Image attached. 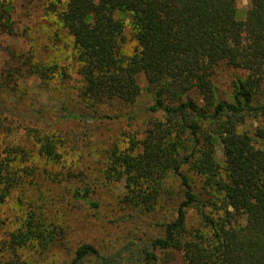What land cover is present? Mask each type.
<instances>
[{
    "label": "trees",
    "instance_id": "trees-1",
    "mask_svg": "<svg viewBox=\"0 0 264 264\" xmlns=\"http://www.w3.org/2000/svg\"><path fill=\"white\" fill-rule=\"evenodd\" d=\"M251 4L239 19L236 0H68L59 18L77 49L81 97L92 105L133 104L142 75L153 99L147 110L162 114L149 118L140 138L129 136L127 147H113L105 178H124V204L169 206L172 216L162 237L127 243L120 259L83 243L68 264H158L156 251L169 249L184 264H264V0ZM116 12L131 16L136 47L129 56L120 52L124 22ZM220 64L246 73L232 81L228 100L216 91ZM250 120L258 122L252 129ZM39 151L57 156L48 138ZM14 175L0 157V203L20 178ZM75 194L98 207L89 188ZM188 208L199 227H187ZM40 225L29 215L7 248L43 236Z\"/></svg>",
    "mask_w": 264,
    "mask_h": 264
},
{
    "label": "rangeland",
    "instance_id": "rangeland-1",
    "mask_svg": "<svg viewBox=\"0 0 264 264\" xmlns=\"http://www.w3.org/2000/svg\"><path fill=\"white\" fill-rule=\"evenodd\" d=\"M0 1V157L10 160L15 177L20 175L0 203V264H68L83 243L101 257L120 259L127 243L142 245L162 237V224L172 218L169 206L144 211L126 205L124 178H105L113 147L124 149L134 132L142 136L149 118L162 117L147 110L153 99L145 78H138L141 93L133 104H90L81 97L73 37L59 18L68 0ZM251 5V0H236L237 17L244 19ZM115 17L124 22L120 52L129 56L136 47L131 16L116 12ZM245 75L220 64L214 79L219 97L228 100L232 81ZM257 123L250 120L246 126L252 129ZM45 138L54 141L56 157L41 155ZM216 157L222 159L219 145ZM83 187L89 188L96 209L75 194ZM206 212L219 213L215 208ZM29 215L43 225V236L8 249L10 234ZM186 216L188 228L199 227L195 209L188 208ZM156 255L158 264H184L174 249Z\"/></svg>",
    "mask_w": 264,
    "mask_h": 264
}]
</instances>
